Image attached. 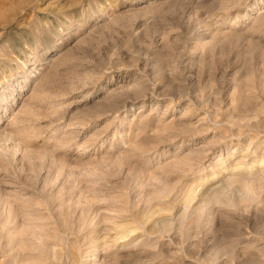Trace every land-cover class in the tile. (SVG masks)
Wrapping results in <instances>:
<instances>
[{
  "label": "rangeland",
  "instance_id": "374dc122",
  "mask_svg": "<svg viewBox=\"0 0 264 264\" xmlns=\"http://www.w3.org/2000/svg\"><path fill=\"white\" fill-rule=\"evenodd\" d=\"M0 264H264V0H0Z\"/></svg>",
  "mask_w": 264,
  "mask_h": 264
}]
</instances>
